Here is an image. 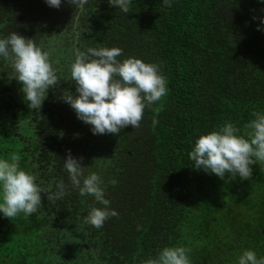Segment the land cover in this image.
I'll return each instance as SVG.
<instances>
[{"label":"trees","instance_id":"obj_1","mask_svg":"<svg viewBox=\"0 0 264 264\" xmlns=\"http://www.w3.org/2000/svg\"><path fill=\"white\" fill-rule=\"evenodd\" d=\"M86 9L77 38L67 0L59 8L0 0V35L15 31L51 49L60 78L40 109H30L0 59V158L18 156L52 191L57 181L68 185L54 201L42 192L41 207L28 217L0 215V264H142L165 246L190 249L191 264H237L245 249L264 255V162L251 165L248 179H221L188 156L200 134L225 122L244 134L253 113L264 111V30L257 27L264 29V3L131 0L124 13L108 0H89ZM77 46L120 47L117 59L161 64L168 92L145 108L140 127L94 135L62 99L78 94L70 76ZM68 150L82 157L86 174L102 172L118 215L100 228L84 222L94 197L71 187Z\"/></svg>","mask_w":264,"mask_h":264},{"label":"clouds","instance_id":"obj_2","mask_svg":"<svg viewBox=\"0 0 264 264\" xmlns=\"http://www.w3.org/2000/svg\"><path fill=\"white\" fill-rule=\"evenodd\" d=\"M108 2L124 13L130 12L131 0ZM163 2L170 5L172 0ZM46 3L59 8L62 0H46ZM67 3L75 8L70 22L77 30L78 38L82 35L78 31L81 16L87 11L89 0H67ZM260 19L264 24V17ZM257 27L264 30L260 25ZM51 51L15 31L0 35V59L11 67L12 78L22 84L21 91L30 109L39 110L48 90L59 85V69L53 66ZM122 53L123 49L115 46L86 47L83 50L77 46L73 49L70 76L78 94L66 91L62 99L75 111L78 119L90 125L94 135L116 134L129 125L140 127L145 108L160 101L168 92L167 78L160 63L145 62L135 56L117 59ZM160 110L156 109L157 112ZM253 117L245 125L247 131L244 134H240V129L232 122L200 134L188 153L194 167L221 179L226 173L232 178L248 179L252 175L251 165L264 162V111L254 112ZM157 123L154 116L152 125ZM80 160L82 157L78 159L68 150L63 168L72 188L81 196L94 197L84 222L100 228L110 216L118 213L110 207L111 201L105 196L102 172L86 174ZM36 181L35 173L20 166L18 156L0 158V215L13 218L23 213L28 217L41 207L42 192L47 193L48 201L67 194L68 185L63 180L56 182L55 191L51 190L52 185L43 186ZM111 182L117 183L115 180ZM188 252L190 249L184 246H165L154 258L142 261V264H191ZM237 264H264V255L258 256L254 249H245L237 257Z\"/></svg>","mask_w":264,"mask_h":264}]
</instances>
